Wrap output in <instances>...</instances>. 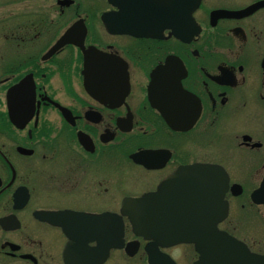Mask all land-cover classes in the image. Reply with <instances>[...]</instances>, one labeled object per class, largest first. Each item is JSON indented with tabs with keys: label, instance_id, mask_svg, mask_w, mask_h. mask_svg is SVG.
I'll return each instance as SVG.
<instances>
[{
	"label": "flooded vegetation",
	"instance_id": "flooded-vegetation-1",
	"mask_svg": "<svg viewBox=\"0 0 264 264\" xmlns=\"http://www.w3.org/2000/svg\"><path fill=\"white\" fill-rule=\"evenodd\" d=\"M137 4L0 0V264L264 259V0Z\"/></svg>",
	"mask_w": 264,
	"mask_h": 264
},
{
	"label": "water",
	"instance_id": "water-1",
	"mask_svg": "<svg viewBox=\"0 0 264 264\" xmlns=\"http://www.w3.org/2000/svg\"><path fill=\"white\" fill-rule=\"evenodd\" d=\"M110 1L114 5L120 8V10L117 13H113L112 16H115V17L127 16V17H134V18L140 17L139 5L137 4V0H128L129 3L127 4V7H124L122 5L123 0H110ZM178 1H182V0H176V5ZM186 1H187L186 10L190 12L191 14L190 22L181 23V22L176 21L175 23L169 22V23H163V24H145V23L143 24L139 20L138 22L136 21L129 22L128 24L132 25V27L128 28L127 31H131L132 33H136V34L149 36V35H154L155 33H158V31L161 33L164 28H172L175 35L179 38H182L185 35L186 28H189L190 25L193 27V29L196 27V22L192 14L199 6V3L201 0H186ZM177 8L183 9V4L178 5ZM149 9L152 10V8H149ZM157 27H160L159 30H157ZM122 31H125V30H122ZM216 169L217 168L208 167V170L212 172L210 173L212 176H217V175L221 176L222 170L221 169L216 170ZM204 170H205L204 167L194 166L191 168L192 173L198 176H200L201 172H203ZM216 171L218 172V174H213ZM224 184L225 185L218 183V182H211L209 180L207 182H203L200 178H197V179L193 178L191 182L190 191L191 193H202L203 188L206 187L208 194H213L214 198L216 199V194L219 197L224 196L225 191L221 190L222 186L226 187V183ZM255 194H256V202L260 204H264V180L261 186L256 190ZM218 238L221 241H227L230 239L225 233H220ZM234 263H237V261L235 260ZM246 264H264V259H259V257L257 256L254 257L250 255L248 257V261L246 262Z\"/></svg>",
	"mask_w": 264,
	"mask_h": 264
},
{
	"label": "rangeland",
	"instance_id": "rangeland-1",
	"mask_svg": "<svg viewBox=\"0 0 264 264\" xmlns=\"http://www.w3.org/2000/svg\"><path fill=\"white\" fill-rule=\"evenodd\" d=\"M84 200H83V198L82 197H80V196H75V203H82Z\"/></svg>",
	"mask_w": 264,
	"mask_h": 264
}]
</instances>
